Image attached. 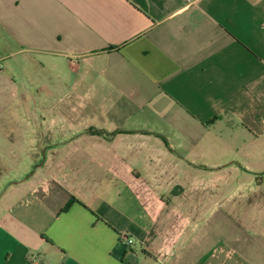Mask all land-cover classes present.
I'll list each match as a JSON object with an SVG mask.
<instances>
[{"label":"crops","instance_id":"obj_1","mask_svg":"<svg viewBox=\"0 0 264 264\" xmlns=\"http://www.w3.org/2000/svg\"><path fill=\"white\" fill-rule=\"evenodd\" d=\"M0 264H264V0H0Z\"/></svg>","mask_w":264,"mask_h":264},{"label":"rangeland","instance_id":"obj_2","mask_svg":"<svg viewBox=\"0 0 264 264\" xmlns=\"http://www.w3.org/2000/svg\"><path fill=\"white\" fill-rule=\"evenodd\" d=\"M26 72V70H25ZM28 72L31 75H34V71L33 68L28 69ZM28 78V77H26ZM29 79V78H28ZM28 79H26L25 83L23 84V91H25L27 93L26 98H25V107L27 109H34L35 108V104L36 103H40V100L38 99V95L36 93V89H35V85L33 83H31ZM22 100H18L16 101V103L13 105V109H18L19 108V104Z\"/></svg>","mask_w":264,"mask_h":264},{"label":"built area","instance_id":"obj_3","mask_svg":"<svg viewBox=\"0 0 264 264\" xmlns=\"http://www.w3.org/2000/svg\"><path fill=\"white\" fill-rule=\"evenodd\" d=\"M125 243H126L127 245H131V244H132V241L129 240V239H126V240H125Z\"/></svg>","mask_w":264,"mask_h":264}]
</instances>
